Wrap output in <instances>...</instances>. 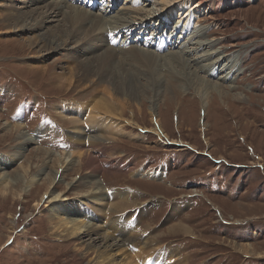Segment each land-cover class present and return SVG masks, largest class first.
Instances as JSON below:
<instances>
[{"label": "rangeland", "instance_id": "obj_1", "mask_svg": "<svg viewBox=\"0 0 264 264\" xmlns=\"http://www.w3.org/2000/svg\"><path fill=\"white\" fill-rule=\"evenodd\" d=\"M128 2L113 0L112 4L117 5L107 18L119 16ZM204 2L215 4L198 14L199 22L191 18L192 28L185 20L183 33H188L187 41L180 40V47L159 53L163 58H170L168 54L173 52L185 53V58H199L206 46L196 49L199 46L195 43H207L210 48V41L213 42L225 60L212 58L209 74L201 70L208 61L194 58L195 67L202 75L220 79L226 88L234 86L227 90L239 93L243 100L227 98L223 102L210 97L209 109L202 108L192 88L183 92L184 80L173 79L171 85L167 70V80L158 87L159 95L130 89V97L118 95L116 99L107 84L97 82L105 75L104 68L90 77L83 70L77 72V63L64 60L76 50L72 48L48 55L39 52L38 46L31 51L25 40L43 31L22 34L8 30L4 24L7 9L0 6V159L14 158L6 168L0 166V264H88L94 259V248L84 253L87 241L67 231L58 232L52 225V209H58L57 203L42 199L43 176L37 175L41 168L55 173L60 165L47 163L48 159L41 158L39 153L33 154L37 147L56 153L71 151L74 143L68 136L73 135L72 123L61 117L58 108L72 101L91 104L93 99L102 97L113 101L111 112L123 115L127 131L118 139L101 143L97 151L89 148V139H77L100 158L101 168L95 174L103 185L111 191L126 190L131 200L141 204L126 211L130 224L123 232L109 225L113 216L109 209L105 217L90 221L116 236H131L134 241L123 246L128 252L143 249L140 260L145 264H264V0ZM90 3L96 5L89 10L98 14L111 1L85 0L76 5L85 7ZM152 3L148 9L153 7ZM182 9L190 14L195 12L190 3ZM115 24L125 26L122 19L115 20ZM183 24L180 22V27ZM193 25L198 30L196 34H191ZM128 32V28L122 29L120 36L135 39L134 33ZM150 35L136 32L135 40ZM129 46L156 51L138 40ZM102 51L98 49L91 56ZM232 62L235 68L229 66ZM61 64L63 67H59ZM177 68L181 70L180 66ZM144 83L142 80L141 84ZM3 88L7 89L5 95ZM25 111L26 138L35 140L20 148V139L8 136L6 123H18ZM155 118L163 128L161 136L154 130L158 128ZM23 166L29 167L27 174ZM77 168L65 172V180L55 187L56 192L65 190V182L82 175L87 177L92 170L89 162L80 172ZM4 172L12 180L7 188L2 185ZM154 173L159 177L150 176ZM17 175L19 180H13ZM35 177L38 182L31 184L30 179ZM88 188L81 184L68 193L74 197ZM54 213L68 217L58 210ZM125 215L121 218L120 214L114 223L118 221L122 227ZM181 220L190 226L191 232L168 233V228ZM145 240L152 242L145 245ZM109 256L103 255L100 260ZM123 256H116V261Z\"/></svg>", "mask_w": 264, "mask_h": 264}, {"label": "bare ground", "instance_id": "obj_2", "mask_svg": "<svg viewBox=\"0 0 264 264\" xmlns=\"http://www.w3.org/2000/svg\"><path fill=\"white\" fill-rule=\"evenodd\" d=\"M0 1V6H4L7 9L4 23L7 29L10 28L14 31H20L22 34H26L29 31H43L36 34L33 38L25 40L31 51L36 46L39 47L38 51L44 53V55L54 52L59 53L64 49L70 51L71 48L76 49L68 54L69 58H64V60L67 61L66 63H68V61L77 63V72L83 73V70L88 73L87 76L89 77L100 74V70L104 68L105 75L99 77L101 82H97L99 84L103 83V85L107 84V87L115 94L116 99L118 95L130 97L132 89L142 94L153 93L154 95L156 93L159 95L160 90L158 87L167 79L171 85L173 79L184 80V83L181 82L184 85L182 88L185 89L183 92L192 88L193 92L200 98L202 108L205 109H209L210 97L218 98L223 102H225L227 98H239V93L231 94L227 90L234 86H228V88H226L225 83H222L220 79L216 81L206 76L210 73L208 67L212 64V58L221 59V53L216 49L213 42L210 41V48H208L207 43L201 41V43H195L199 46V48L196 49L206 46L202 52L200 51L201 54H199L200 59L209 62H204L205 65L201 68L202 71L207 73L206 75L200 74L198 67H195L198 56L185 58V53L181 55V52H173L168 54L170 58L166 55V57L164 56L165 58H163L159 53L166 52L170 48L175 49L180 47V44H178L180 40L187 41L185 38L188 37V33H183L184 27L189 25L192 28V25L189 24L191 18L193 20L196 18L197 20H195L199 22L198 19H200V17L198 14H201L203 9H212L215 3H207L204 2V0H163L162 2L160 0H129L127 5L123 7V10H125L124 12L119 16L116 15L112 16V18H107L116 8L115 5L117 4L113 5V0H110L111 3L98 14L89 10L92 7L89 4V7L88 5L85 7L76 5L77 3H85V0ZM149 3H152L153 7L148 9L147 6ZM187 3L194 6L195 12L191 14L188 13L187 10H184L185 13L183 12L182 8ZM137 4H140L142 7H135ZM179 13L181 14L179 15ZM163 14L168 15L165 17ZM117 19H122L125 26L122 28L118 27V25L115 24V20ZM180 22L184 23V26L180 27ZM135 27L137 30L149 33L148 35L152 33L150 36L143 37L141 44L145 45L146 42H149L148 46L155 48L156 51L129 46L127 43V38L129 36L125 34H121L120 36L122 29H131ZM130 29L129 32H131ZM196 30V26L193 25L191 34H196L198 31ZM115 32H117V34H115ZM167 33L171 34V37H167L169 42L165 45V51H162L159 48V46L164 43L161 37ZM115 35H117V37H115ZM155 35L157 38H155ZM197 37L198 35L195 36L194 39ZM136 38L137 36H135V39ZM207 40L208 39L205 38L204 42H207ZM122 45L126 47H122ZM98 49L103 50L101 54L98 53L99 55L94 54L91 56V54L97 52ZM222 60H225L224 57H222L220 61ZM61 62L64 65L65 61L61 60ZM225 63L226 61L224 64ZM63 65L61 64L59 67H63ZM179 66L181 70L179 69L177 71V67ZM229 66L235 68L234 62L231 64L229 63ZM166 67L168 68L166 69ZM164 70L168 71L167 79L164 75ZM216 74L217 71L215 74L213 73L215 76ZM142 80H145L144 84H141ZM175 84H177V82ZM1 90L3 91L2 95H5L7 89L3 88ZM113 99L115 100V98ZM93 100L91 104L77 101L66 102L58 108L61 117L65 116V119L67 117L72 123L70 132L73 135L68 136V139L74 143L71 151L67 153H56L43 147H37V152L33 154V156L41 154V158L48 159L47 163L53 162L59 163L60 165L55 173H53L52 170V172L48 171L46 168L40 169L37 176H43L41 178L43 179L41 185L45 187L42 199H47L49 203H57L56 208L58 209H52V220L54 222H51L52 225H55L54 228L56 231L61 233L67 231L69 235L87 241L88 245L85 247L86 252L84 253L88 254L89 251L94 248L93 253L96 255L88 264H145L143 260H140V255L142 254L141 250L143 249H141L140 252L139 250L128 252L124 248L123 244H126V242L130 240H132V242L134 241L131 239V236H116L105 227L90 221V218L105 217V215H107V209H109L110 213L113 215L109 225L112 228L115 227L117 231L120 229L123 232L125 228H129L130 224L128 223L129 214L125 215L126 211L141 204V202L137 203L136 200H131L126 190L111 191L107 186L103 185L101 179L97 178L95 174V172H98L101 168L99 167L100 158L94 156L92 151L87 150V147H84V143L77 139H89V145L91 146L89 148L97 151L101 143L118 139V135L124 134L127 131H125V128L128 125L124 123L125 120L122 119L123 115L111 112L114 106L112 100L105 99L104 97ZM239 100L243 99L239 98ZM24 116H27L26 111L20 115L18 123H6L8 126V136L19 138L21 141L19 142L20 148H22V145H26L35 140L34 137L26 138L27 133L24 131ZM154 122L158 125V128L154 130H157L156 132L161 136L163 128L156 118ZM13 159L14 158L10 159L11 161L0 159V166L6 168L8 162H12ZM88 162L92 170L87 172V177L82 175L79 178H74L65 182V190L63 191L56 192V190H54L59 182L61 183L62 180H65L66 175L64 174L68 169L77 166L78 172H80ZM28 171L29 167L23 166L24 174H27ZM111 174L113 175L112 172ZM157 174L154 173V175L150 176L154 178L159 177ZM89 177H91L92 180H88ZM3 178L2 185L4 188H7L12 180H9L6 172L3 173ZM19 178L20 175H17L13 180L18 181ZM37 180L38 178L35 177L30 179V182L32 184ZM24 181L26 182L27 179ZM28 183L29 181L27 184ZM81 184L89 188L84 192L75 194L74 197H70L68 192L72 190L73 187ZM29 186L31 185L29 184L28 187ZM39 204L40 203H35V205ZM55 210L60 211V214L68 215V217H57L56 213H54ZM118 214L119 216H117ZM120 214L121 218H123V215L126 216V221L122 223V227L118 226V221H115L116 224L114 223V220H117ZM116 217L117 219H115ZM190 232V226L186 225L182 220L174 223L168 228V233H185L187 235ZM136 235L137 234L134 236ZM139 237L140 236L137 238ZM98 242H100L99 245L97 244ZM151 242L152 241L148 243V241L145 240L144 244L148 245L151 244ZM249 245L250 244H248L247 247H249ZM103 255H110L109 257H112V259L110 260L109 257H106L100 260ZM85 256L86 254H84V257ZM116 256H123V258L116 261ZM137 257L139 260L138 262H136ZM106 260L108 261L105 262ZM112 260L116 262H111Z\"/></svg>", "mask_w": 264, "mask_h": 264}]
</instances>
